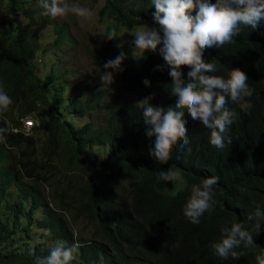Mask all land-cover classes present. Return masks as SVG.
<instances>
[{
    "label": "trees",
    "instance_id": "trees-1",
    "mask_svg": "<svg viewBox=\"0 0 264 264\" xmlns=\"http://www.w3.org/2000/svg\"><path fill=\"white\" fill-rule=\"evenodd\" d=\"M92 1L103 2L99 18L119 28L133 31L140 22L156 26L151 0ZM42 11L39 0H7L6 7L0 6V89L13 101L0 112V128L5 122L10 126L0 141V264H35L58 240L80 245L69 264H255L249 249H237L242 253L239 260H223L209 244L219 239L226 221L251 229L249 216L255 217L257 208L264 212V21L256 29L241 26L234 43L204 53L216 65L213 75L227 78V71L239 68L255 90L251 98L229 100L226 105L235 113L228 131L231 144L222 150L212 146L209 131L185 111L189 144L179 141L168 162L161 164L150 154L155 138L146 135L136 103L153 96L152 106H174L175 98L167 93L171 83L167 71L155 70L164 63L162 58L149 51L122 63L121 89L135 100L119 94L103 100L106 90L82 100L75 91L64 96L67 85L50 84L51 75L41 76L36 64L41 38L32 27L51 18ZM56 33L55 48L73 43L63 26L56 27ZM188 70L182 68L184 78ZM66 74L61 69L56 77ZM145 79L149 87L144 86ZM99 106L105 110L101 128L87 123L76 129L69 122L68 116L82 118ZM30 116L36 123L27 135L21 128ZM36 135L43 136L41 144ZM168 167L184 178L182 191L170 193L168 182L158 178L157 173ZM59 173L67 187L57 195L56 208L42 186ZM205 177L218 178L213 187L216 203L211 214L206 212L200 224L193 225L183 208L191 186ZM69 210L94 226L97 239L85 240L74 233L65 214ZM256 219L264 227V217ZM253 235L264 247V231Z\"/></svg>",
    "mask_w": 264,
    "mask_h": 264
},
{
    "label": "clouds",
    "instance_id": "clouds-1",
    "mask_svg": "<svg viewBox=\"0 0 264 264\" xmlns=\"http://www.w3.org/2000/svg\"><path fill=\"white\" fill-rule=\"evenodd\" d=\"M151 3L155 8L153 19L156 26L148 27L140 22L133 34L132 50L142 56L150 51L162 58L164 63L157 65L155 70L167 71L171 80L167 93L175 98V104L166 109L152 106L150 101L153 96L136 103L142 109L146 135L155 138L154 151L150 154L161 164H166L179 141L183 140V146L189 144L183 119L185 111L209 131V143L222 150L232 142L228 131L235 116L226 105L229 100L235 103L251 98L255 90L250 87L247 74L239 68L227 71V78L213 75L217 71L216 65L208 62L204 53L207 49L234 43L241 26L256 29L264 21V0H151ZM39 6L43 9L42 15L54 18L69 13L86 19L92 16L89 8L68 4L65 0H39ZM116 35L115 29H112L105 38L115 40ZM125 59L127 56L121 50L103 67L123 72L121 65ZM185 67L189 69L186 78L182 72ZM100 79L104 86L114 82L109 71H104ZM143 84L149 87L150 81L145 79ZM12 103L11 97L0 89V112L7 111ZM9 131L10 126L5 122V127L0 128V141L6 138L5 134ZM157 175L163 182H174L180 173L174 167H168ZM217 184V177H205L201 183L191 186V194L183 208V214L191 224L199 225L202 216L214 210L213 187ZM260 217H264V212L257 208L255 217L249 216L247 221L251 229L245 228L241 222L226 221L220 227L219 239L212 241L209 248L223 260H239L242 253L237 249L243 247L252 251L255 264H264V247L255 243L253 235L256 233L258 236L264 231L256 219ZM79 247L78 243L68 246L66 241L58 240L47 256L36 258L35 264H69L78 256Z\"/></svg>",
    "mask_w": 264,
    "mask_h": 264
},
{
    "label": "rangeland",
    "instance_id": "rangeland-1",
    "mask_svg": "<svg viewBox=\"0 0 264 264\" xmlns=\"http://www.w3.org/2000/svg\"><path fill=\"white\" fill-rule=\"evenodd\" d=\"M65 2L68 4H79L81 7L89 8L92 12V16L90 19H86L69 13L64 17H51L49 18V22L43 23L41 26L35 24V26L32 27L34 32L41 38V55L36 61L39 74L43 77L50 74V84L67 85L68 89L64 93V96H68L75 91L80 95L79 100H82L92 92L106 90L103 100L115 94H119L123 98L135 100V95L122 91L120 72H115L112 69L105 70L103 65L109 59L115 58L121 50L125 52L127 59H138L148 54V52H145L142 56L141 53L132 50L133 46L131 41L133 39V34L139 26L134 28L133 31H127L126 29L115 26L107 18L100 19L98 11L103 5L101 1L65 0ZM6 5L7 0H0V6L2 8L6 7ZM35 9H38V1L36 2ZM4 13L6 12L4 11ZM34 15L35 21L39 23L40 16L38 12H34ZM58 26H63L65 31L69 34L70 38L73 40V43H70L71 45L63 43L60 48L52 46L57 35L56 27ZM112 29H115L117 35L115 40L109 41L105 36H107ZM44 50L47 51L45 52ZM61 69H65L67 74L65 77L62 76V78H57L56 75ZM104 71H109L113 74L114 82L109 86H104L101 82L100 76ZM63 107L64 103H60V108ZM68 118L69 122L76 129L81 128L87 123H92L93 129H99L104 123L105 110L99 106L98 110H94L85 117L77 118L70 115ZM28 120L35 121L36 118L30 116ZM20 123L22 127V122L20 121ZM36 138L39 140V144H41L43 136L36 135ZM93 150L95 153H98L97 148H92L91 151ZM63 175V173H59L49 176L48 182L42 186V192L47 196L52 207H58L60 200L57 195L62 188L67 187ZM28 180L29 179H26L25 182H28ZM184 187L185 180L180 175L176 181H170L167 184V190L170 193L182 191ZM18 194L17 186V195ZM65 214L73 227L72 230L79 238L85 240L97 239L95 228L87 219L78 218L74 210L66 211ZM35 234L39 235L40 232L36 230Z\"/></svg>",
    "mask_w": 264,
    "mask_h": 264
},
{
    "label": "built area",
    "instance_id": "built-area-1",
    "mask_svg": "<svg viewBox=\"0 0 264 264\" xmlns=\"http://www.w3.org/2000/svg\"><path fill=\"white\" fill-rule=\"evenodd\" d=\"M34 126H35V122L33 120H25L23 130L27 135H30Z\"/></svg>",
    "mask_w": 264,
    "mask_h": 264
}]
</instances>
